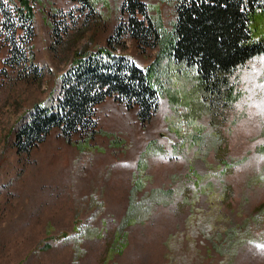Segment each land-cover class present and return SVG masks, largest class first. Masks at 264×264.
Returning a JSON list of instances; mask_svg holds the SVG:
<instances>
[{"label":"rangeland","instance_id":"374dc122","mask_svg":"<svg viewBox=\"0 0 264 264\" xmlns=\"http://www.w3.org/2000/svg\"><path fill=\"white\" fill-rule=\"evenodd\" d=\"M21 1L0 0V264H264V53L231 74L226 105L198 90L170 98L194 82L172 78L173 66L148 120L109 97L93 130L56 127L19 151L29 109L53 103L73 59L105 46L126 15L122 0H27L32 28H14L24 57L4 23ZM142 1L169 31L174 0ZM121 41L138 66L156 60V47ZM138 174V199L156 192L152 210L124 226Z\"/></svg>","mask_w":264,"mask_h":264},{"label":"trees","instance_id":"16d2710c","mask_svg":"<svg viewBox=\"0 0 264 264\" xmlns=\"http://www.w3.org/2000/svg\"><path fill=\"white\" fill-rule=\"evenodd\" d=\"M92 6L91 0H77ZM17 5L8 25L11 52L25 57L16 42L14 28L27 32L32 28L33 9L27 0ZM15 5V4H14ZM175 16L169 31L158 17H152L142 0H122L124 21L115 26L105 46L79 54L60 76L57 98L50 105L35 104L15 132L19 151L28 150L42 141L53 128L65 136L85 134L96 124L95 107L114 97L127 107L138 108L141 122L157 110L160 87L172 78L193 80L192 86L169 97H187L198 90L209 105H226L233 92L231 74L247 60L264 53V0H174ZM9 32V31H8ZM126 35L138 46L158 49L156 60L140 67L115 48ZM166 60L158 70L160 60ZM184 81L182 83L184 84ZM160 86V87H159ZM165 89V87L163 88ZM124 226L144 221L151 212V198L136 193L145 186L140 174L135 177ZM160 192V191H159ZM122 237V236H121ZM125 244L118 248L121 250Z\"/></svg>","mask_w":264,"mask_h":264},{"label":"snow or ice","instance_id":"6c2138e0","mask_svg":"<svg viewBox=\"0 0 264 264\" xmlns=\"http://www.w3.org/2000/svg\"><path fill=\"white\" fill-rule=\"evenodd\" d=\"M261 247H264V245H261Z\"/></svg>","mask_w":264,"mask_h":264}]
</instances>
